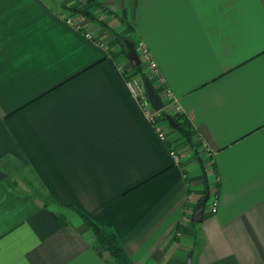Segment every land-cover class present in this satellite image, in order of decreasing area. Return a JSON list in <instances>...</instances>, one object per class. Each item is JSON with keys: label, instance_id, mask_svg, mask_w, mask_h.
Wrapping results in <instances>:
<instances>
[{"label": "crops", "instance_id": "obj_1", "mask_svg": "<svg viewBox=\"0 0 264 264\" xmlns=\"http://www.w3.org/2000/svg\"><path fill=\"white\" fill-rule=\"evenodd\" d=\"M138 41L191 143L128 96ZM65 203L132 264H264V0H0V264H115Z\"/></svg>", "mask_w": 264, "mask_h": 264}, {"label": "built area", "instance_id": "obj_2", "mask_svg": "<svg viewBox=\"0 0 264 264\" xmlns=\"http://www.w3.org/2000/svg\"><path fill=\"white\" fill-rule=\"evenodd\" d=\"M67 23L74 24L76 28H80V25L73 23L69 18H65ZM84 36L88 39L96 41L103 48H107V45L96 37L92 32H85ZM137 53L139 56V62H141V67L144 69V73L147 77L153 78L162 86L160 98L162 100V109H168L171 112H179V105L177 99L174 96L172 90L163 84L162 78L159 76L157 64L155 60L149 56L148 48L142 41L137 42ZM125 85L127 88L128 96L135 99L142 110V112L147 117L150 122L157 138L161 141L168 140V133L166 130V124L164 123V118L160 115V110L156 111L151 106L148 97L145 93V89L142 83V77H139L137 73L126 72L124 77ZM161 109V110H162ZM168 154L174 165H179L181 161V152L178 147L174 144H168ZM195 149L199 155H203L207 158H211L213 155V149L210 145L201 137H197L195 142ZM185 173L183 176L185 177ZM209 205L208 209L211 213H214L217 209V196L216 194H211L208 197Z\"/></svg>", "mask_w": 264, "mask_h": 264}, {"label": "trees", "instance_id": "obj_3", "mask_svg": "<svg viewBox=\"0 0 264 264\" xmlns=\"http://www.w3.org/2000/svg\"><path fill=\"white\" fill-rule=\"evenodd\" d=\"M83 13L87 14L88 11H83ZM125 27L126 32L124 35H116V39L120 45L126 38H130L132 35V26L126 24ZM140 64L141 62L134 66V69L136 70V72L140 73L142 78L147 77V75L141 71ZM147 78H149L152 82L153 78ZM160 115L162 118H165L166 115H170L176 123V127L174 128L175 132L181 135L186 141L191 143L193 139V128L191 122L183 113L171 112L168 109L164 108L160 110ZM64 205L72 208L76 213L80 215L82 220L92 231L98 245L102 248V250L106 251L109 255L113 257L115 264H132L130 260H128L125 256L122 245L120 244L117 235L113 231H104L103 228L96 221H94L90 216H88L84 211H82L78 207L68 203H65ZM60 220L63 221L62 218H60Z\"/></svg>", "mask_w": 264, "mask_h": 264}, {"label": "water", "instance_id": "obj_4", "mask_svg": "<svg viewBox=\"0 0 264 264\" xmlns=\"http://www.w3.org/2000/svg\"><path fill=\"white\" fill-rule=\"evenodd\" d=\"M129 59L131 61L132 66H136L139 63V57L133 49L129 51ZM142 83L145 89V93L153 109L156 111L161 110L163 107L162 100L158 92L155 90L151 80L147 77H143ZM165 118L169 122L172 128L176 127V123L174 122L173 118L170 115H166ZM208 197H209V192L206 191L203 194V196H201L199 200L196 202L193 208V212H192V220L194 221L202 220L204 207H205ZM183 264H191L190 255L187 256Z\"/></svg>", "mask_w": 264, "mask_h": 264}, {"label": "rangeland", "instance_id": "obj_5", "mask_svg": "<svg viewBox=\"0 0 264 264\" xmlns=\"http://www.w3.org/2000/svg\"><path fill=\"white\" fill-rule=\"evenodd\" d=\"M141 69V71L143 70L144 71V69L141 67L140 68ZM142 71V72H143ZM128 73H137V75L139 76V77H141V75H140V73H138V72H136V70L134 69V67H132L129 71H127ZM164 120V123L166 124V130H167V133L169 132V128L171 127V125L169 124V122L166 120V118H164L163 119Z\"/></svg>", "mask_w": 264, "mask_h": 264}]
</instances>
